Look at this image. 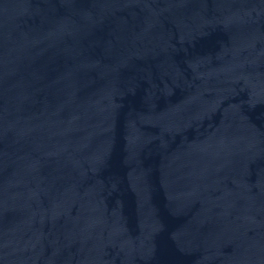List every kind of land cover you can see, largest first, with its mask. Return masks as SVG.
I'll return each mask as SVG.
<instances>
[{"label": "water", "instance_id": "95a60500", "mask_svg": "<svg viewBox=\"0 0 264 264\" xmlns=\"http://www.w3.org/2000/svg\"><path fill=\"white\" fill-rule=\"evenodd\" d=\"M0 264H264V0H0Z\"/></svg>", "mask_w": 264, "mask_h": 264}]
</instances>
